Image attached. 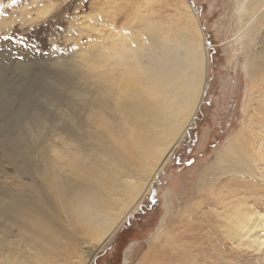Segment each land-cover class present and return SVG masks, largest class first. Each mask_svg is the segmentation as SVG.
Returning a JSON list of instances; mask_svg holds the SVG:
<instances>
[{
    "label": "rangeland",
    "instance_id": "rangeland-1",
    "mask_svg": "<svg viewBox=\"0 0 264 264\" xmlns=\"http://www.w3.org/2000/svg\"><path fill=\"white\" fill-rule=\"evenodd\" d=\"M154 32L210 41L201 109L91 264H264V0H0V37L15 33L0 40V72L44 78L29 102H0V264H87L90 231L46 198L65 134L101 122L70 88L94 84L114 37L137 48ZM247 111L256 134L241 130ZM122 121L108 134H129ZM236 135L246 160L225 148Z\"/></svg>",
    "mask_w": 264,
    "mask_h": 264
},
{
    "label": "bare ground",
    "instance_id": "bare-ground-1",
    "mask_svg": "<svg viewBox=\"0 0 264 264\" xmlns=\"http://www.w3.org/2000/svg\"><path fill=\"white\" fill-rule=\"evenodd\" d=\"M152 35V45L137 48L114 37L112 48L94 58L93 65L102 71L94 84L85 80L77 86L78 91L70 88L79 92L84 105L101 110L98 114L91 109V115L98 114L101 122L90 124L96 134H65L67 142L72 140L68 144L73 145L63 146L62 154L67 158L63 164H49L46 198L90 231L94 240L82 245L87 264L138 210L201 109L207 86L206 42L199 43L194 37ZM38 80L44 82L29 72L18 76L6 68L0 72V102H29ZM108 83L114 89L108 88ZM90 96L91 102L87 101ZM65 104L71 108L68 98ZM247 112L241 130L254 131L257 119ZM120 120L129 124V134H108L107 125ZM258 129L263 131V127ZM238 138L231 137L225 148L246 160L248 146Z\"/></svg>",
    "mask_w": 264,
    "mask_h": 264
},
{
    "label": "snow or ice",
    "instance_id": "snow-or-ice-1",
    "mask_svg": "<svg viewBox=\"0 0 264 264\" xmlns=\"http://www.w3.org/2000/svg\"><path fill=\"white\" fill-rule=\"evenodd\" d=\"M15 37V33H13V36H4V37H0V40H5L8 41L9 43L11 42V40Z\"/></svg>",
    "mask_w": 264,
    "mask_h": 264
},
{
    "label": "water",
    "instance_id": "water-1",
    "mask_svg": "<svg viewBox=\"0 0 264 264\" xmlns=\"http://www.w3.org/2000/svg\"><path fill=\"white\" fill-rule=\"evenodd\" d=\"M206 44H207V45H211V43H210V41H209V40H207V41H206Z\"/></svg>",
    "mask_w": 264,
    "mask_h": 264
},
{
    "label": "trees",
    "instance_id": "trees-1",
    "mask_svg": "<svg viewBox=\"0 0 264 264\" xmlns=\"http://www.w3.org/2000/svg\"><path fill=\"white\" fill-rule=\"evenodd\" d=\"M125 245V244H124Z\"/></svg>",
    "mask_w": 264,
    "mask_h": 264
}]
</instances>
